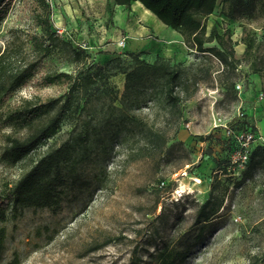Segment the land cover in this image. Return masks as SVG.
Returning a JSON list of instances; mask_svg holds the SVG:
<instances>
[{"label":"rangeland","instance_id":"rangeland-1","mask_svg":"<svg viewBox=\"0 0 264 264\" xmlns=\"http://www.w3.org/2000/svg\"><path fill=\"white\" fill-rule=\"evenodd\" d=\"M47 1L53 29L84 52L74 62L67 51L57 49L40 62L37 75L50 70L74 76L76 69L91 63H104L116 54L128 58V51L144 50L147 61L158 53L184 69L211 65L210 76L201 78L193 95L181 102L177 126L165 123V113L155 102L137 111L144 121L168 131L163 152L132 160L128 156L133 138L100 144L78 167L79 179L58 209L9 211L0 223V264H152L149 254L162 244L176 250L189 247L175 264H254L253 256L264 251V175L254 169L245 176L247 167L242 173L225 169L230 150L222 123L235 133L247 127L264 136V80L254 81L249 60L242 56L237 23L223 18L218 9L207 21L208 29L216 23L219 31H231L239 59L231 73L240 84L234 98L222 86L223 65L216 58L187 49L178 32L158 18V25L145 19L132 3L127 10L113 0ZM32 9V0L12 1L0 22V48L14 33L24 37L40 32L32 23ZM250 25L264 36L261 19ZM258 54H264V44ZM123 82V74L111 76L95 97L109 93L108 98L116 97L118 104ZM67 89L66 80L48 85L34 80L16 90L10 101L30 95L46 99ZM83 101L81 94L60 129L25 159L13 166L0 161V192L47 149L85 126L89 110ZM6 130L0 120V150ZM206 199H221L222 205L200 230L194 218L198 204ZM107 237L111 242L90 250Z\"/></svg>","mask_w":264,"mask_h":264},{"label":"trees","instance_id":"trees-1","mask_svg":"<svg viewBox=\"0 0 264 264\" xmlns=\"http://www.w3.org/2000/svg\"><path fill=\"white\" fill-rule=\"evenodd\" d=\"M12 1L0 0V22L8 13ZM132 1L140 2L164 25L178 32L187 49L203 57L216 58L223 65L222 86L235 98L237 91L231 73L239 59L235 55L231 31L228 28L219 31L216 23L207 28L209 15L218 9L223 18L236 22L240 27V42L244 46L242 56L248 58L250 72L264 80V54L256 56L264 44V36L250 25L254 20L261 19L264 28V0H113V3L128 10ZM32 2L31 20L40 32L24 37L14 33L0 48V120L8 127L1 133L0 161L8 166L16 165L39 144L52 137L77 105L81 94L89 117L78 133L47 149L0 192V223L6 220L9 211L58 209L66 191L79 179L78 167L100 144L116 139L126 143L133 138L134 147L128 156L132 160L141 155L163 152L169 140L168 131L144 121L137 111L147 106L148 102H155L165 113V123L177 126L182 117L181 102L193 95L201 78L210 76L211 65L184 69L179 62L158 53L152 61H147L142 57L146 52L144 50H130L126 53L128 58L116 54L104 63H91L76 69L74 76L65 71L50 70L37 75L40 62L55 50L67 51L74 62L80 60L84 50L61 39L53 29L52 9L47 0ZM210 42L215 44L206 45ZM117 73L124 75L119 103H115L116 97L109 99V93L96 98L100 85H107L109 78ZM34 80L43 85L66 80L68 89L59 96L46 99L30 95L10 101L16 90ZM94 99L96 103L92 104ZM240 130L258 134L255 129L247 127ZM227 143L231 153L236 142L229 137ZM228 164L229 157L225 169ZM254 169H259L264 175L263 143L252 145L247 163L240 172L245 170L243 174L247 176ZM221 205V199H206L198 204L194 222L201 224L200 230ZM111 240L112 237H107L100 243L94 242L90 250L100 248ZM188 250L189 247L176 250L162 244L149 256L152 264H175L184 259ZM252 263L264 264V251L261 255H254Z\"/></svg>","mask_w":264,"mask_h":264},{"label":"built area","instance_id":"built-area-1","mask_svg":"<svg viewBox=\"0 0 264 264\" xmlns=\"http://www.w3.org/2000/svg\"><path fill=\"white\" fill-rule=\"evenodd\" d=\"M235 88L239 90L240 84L235 83ZM240 91V90H239ZM223 129L229 137H232L236 142V147L230 153L229 156V164L227 169L232 171H237L238 173L245 167L249 151L252 145L255 142L264 144V136L255 135L252 132L241 131L239 133H235L233 129L229 127V125L223 124ZM162 183V182H161Z\"/></svg>","mask_w":264,"mask_h":264},{"label":"bare ground","instance_id":"bare-ground-1","mask_svg":"<svg viewBox=\"0 0 264 264\" xmlns=\"http://www.w3.org/2000/svg\"><path fill=\"white\" fill-rule=\"evenodd\" d=\"M132 8L137 13H139L142 17H144L145 19L153 22L156 25L159 24L157 17H155V15L152 12H150L149 10H147L146 8H144L140 2H138V1H132Z\"/></svg>","mask_w":264,"mask_h":264},{"label":"crops","instance_id":"crops-1","mask_svg":"<svg viewBox=\"0 0 264 264\" xmlns=\"http://www.w3.org/2000/svg\"><path fill=\"white\" fill-rule=\"evenodd\" d=\"M253 78H254V81L256 80V78L258 77L256 74H253Z\"/></svg>","mask_w":264,"mask_h":264}]
</instances>
